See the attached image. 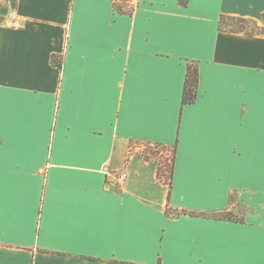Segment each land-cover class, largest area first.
<instances>
[{"label":"crops","instance_id":"1","mask_svg":"<svg viewBox=\"0 0 264 264\" xmlns=\"http://www.w3.org/2000/svg\"><path fill=\"white\" fill-rule=\"evenodd\" d=\"M222 17L264 0H0V264H264V33Z\"/></svg>","mask_w":264,"mask_h":264},{"label":"trees","instance_id":"2","mask_svg":"<svg viewBox=\"0 0 264 264\" xmlns=\"http://www.w3.org/2000/svg\"><path fill=\"white\" fill-rule=\"evenodd\" d=\"M251 27V32L264 33V30L258 29L253 23L248 22L243 19L233 18V17H222L221 28L224 30H231L236 32H243ZM62 59L54 57L53 64L59 68L62 67ZM198 87H199V69L197 64L189 63L187 67V76L185 80L184 92H183V105L194 104L198 96ZM151 156H147L146 159L160 158V164L158 167V176L159 179H165L168 184H171L173 177V169L175 162V151L172 153L171 158L164 153L167 152V149L159 145H154L149 148ZM169 157V158H167ZM162 158V159H161ZM227 219H235V217L230 213H224L222 215Z\"/></svg>","mask_w":264,"mask_h":264},{"label":"built area","instance_id":"3","mask_svg":"<svg viewBox=\"0 0 264 264\" xmlns=\"http://www.w3.org/2000/svg\"><path fill=\"white\" fill-rule=\"evenodd\" d=\"M9 25L13 28H19L22 26L21 19L19 18L16 12L11 13ZM108 176L113 177L118 186H121L122 184H124L128 178V174L125 171H121L117 173H109Z\"/></svg>","mask_w":264,"mask_h":264},{"label":"rangeland","instance_id":"4","mask_svg":"<svg viewBox=\"0 0 264 264\" xmlns=\"http://www.w3.org/2000/svg\"><path fill=\"white\" fill-rule=\"evenodd\" d=\"M249 28H251V27H249ZM165 155H169V157L171 158V155H170V153H164ZM169 157H167V158H169ZM162 159V158H161Z\"/></svg>","mask_w":264,"mask_h":264}]
</instances>
